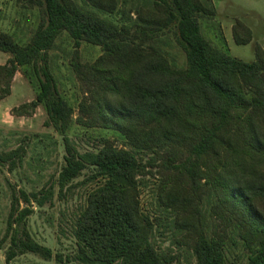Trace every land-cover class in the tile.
I'll list each match as a JSON object with an SVG mask.
<instances>
[{
	"label": "trees",
	"instance_id": "trees-1",
	"mask_svg": "<svg viewBox=\"0 0 264 264\" xmlns=\"http://www.w3.org/2000/svg\"><path fill=\"white\" fill-rule=\"evenodd\" d=\"M43 20L30 43L18 44L0 31V102L11 95L20 67L33 66L40 83L35 100L15 109L20 116L43 105L45 125L63 135L64 162L54 185L62 193L91 168L99 185L87 198L74 230L78 264H173L176 258L152 242L159 219L142 211V178L157 169L158 205L174 215V227L197 264H228L226 247L237 229L247 264H264V48L252 63L214 48L202 35L199 18L212 16L202 0H158L153 9L138 8V29L119 27L81 8L75 0H30ZM114 12L116 0H87ZM210 2V0H206ZM173 27L186 53L187 67L175 69L152 44ZM62 32L74 40L73 71L83 98L74 109L57 89L47 62ZM238 45H248L252 31L241 21L233 29ZM100 46L92 64L79 59L81 42ZM148 45V46H146ZM73 124L118 131L132 150L105 140L97 151L80 152L65 134ZM149 153L148 163L138 157ZM23 146L0 154L13 172L25 156ZM151 167V168H150ZM204 181V183H203ZM54 185L41 192L13 194L0 250L6 264L33 254L51 261L62 257L33 239L27 220L33 203L42 208L54 197ZM217 201L207 233L200 205ZM20 200L26 206L21 209ZM232 230V231H233Z\"/></svg>",
	"mask_w": 264,
	"mask_h": 264
},
{
	"label": "rangeland",
	"instance_id": "rangeland-1",
	"mask_svg": "<svg viewBox=\"0 0 264 264\" xmlns=\"http://www.w3.org/2000/svg\"><path fill=\"white\" fill-rule=\"evenodd\" d=\"M84 10L108 20L119 27L138 29V8L153 9L158 0H116L114 12H105L96 8L87 0H75ZM214 15L199 18L203 37L216 49L226 52L234 58L252 63L256 60L255 51L259 45L264 48V0H202ZM43 20L42 9L30 0H0V31L9 33L15 41L26 46L30 43L36 29ZM237 21L244 23L253 33L248 45H238L233 39V29ZM175 69L187 67V57L178 43L173 27L165 30L150 41ZM148 46V45H146ZM79 59L83 64H92L103 55L100 46L81 42L78 49ZM75 56L74 40L67 32H62L54 48L48 52L49 71L53 75L59 95L74 109L73 118L79 115V105L83 98L81 82L73 71L71 60ZM10 55L0 53V65H4ZM40 92V83L33 66L20 67L12 84L11 95L0 102V154L10 152L21 146L25 156L21 165L13 172L0 164V239L5 235L8 214L11 209L13 194L20 190L27 193L41 192L54 185L64 162L65 146L63 135L54 127L45 125L47 112L43 105L29 114L20 116L15 112L23 104L35 100ZM80 152L97 151L105 140H112L118 148L132 150L124 137L115 130L86 128L73 124L65 134ZM138 157L148 163L151 154L142 153ZM151 168V167H150ZM142 178L141 207L144 214L152 219H159L152 242L163 253L176 258L173 264H197L195 256L187 247L180 246L182 241L179 231L174 227V215L165 212L158 205V184L160 175L157 169ZM94 172L86 169L62 193L54 185V197L42 208L33 203L34 213L28 218V230L35 241L50 248L54 254L62 257L46 261L33 254L16 257L10 264H78L75 261L77 241L74 236L76 220L85 208L88 195L101 185L100 180H92ZM204 183V181H203ZM215 197L205 198L200 205L207 233L211 232L212 206ZM26 204L20 200L21 209ZM233 230V229H232ZM231 230L226 247L228 264H247L249 254L243 249L237 229ZM0 250V264H6V251Z\"/></svg>",
	"mask_w": 264,
	"mask_h": 264
}]
</instances>
